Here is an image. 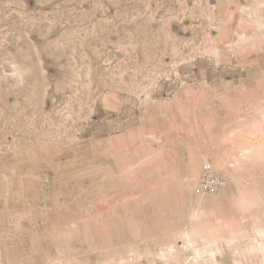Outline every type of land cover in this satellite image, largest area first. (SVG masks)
Listing matches in <instances>:
<instances>
[{
  "label": "rangeland",
  "instance_id": "374dc122",
  "mask_svg": "<svg viewBox=\"0 0 264 264\" xmlns=\"http://www.w3.org/2000/svg\"><path fill=\"white\" fill-rule=\"evenodd\" d=\"M0 264H264V0H0Z\"/></svg>",
  "mask_w": 264,
  "mask_h": 264
},
{
  "label": "built area",
  "instance_id": "2783aa9c",
  "mask_svg": "<svg viewBox=\"0 0 264 264\" xmlns=\"http://www.w3.org/2000/svg\"><path fill=\"white\" fill-rule=\"evenodd\" d=\"M223 185L222 178L212 171V166L208 165L206 171L201 176L198 191L202 194H215Z\"/></svg>",
  "mask_w": 264,
  "mask_h": 264
}]
</instances>
